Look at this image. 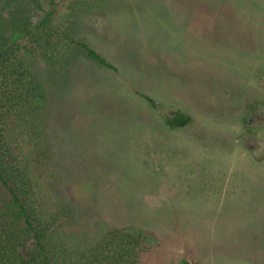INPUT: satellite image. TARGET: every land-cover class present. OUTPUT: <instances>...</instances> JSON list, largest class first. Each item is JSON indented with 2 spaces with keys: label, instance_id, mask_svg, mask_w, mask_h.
Masks as SVG:
<instances>
[{
  "label": "rangeland",
  "instance_id": "374dc122",
  "mask_svg": "<svg viewBox=\"0 0 264 264\" xmlns=\"http://www.w3.org/2000/svg\"><path fill=\"white\" fill-rule=\"evenodd\" d=\"M85 2L23 4L115 67L72 44L30 61L74 211L68 261L116 230L137 264H264V0Z\"/></svg>",
  "mask_w": 264,
  "mask_h": 264
},
{
  "label": "trees",
  "instance_id": "16d2710c",
  "mask_svg": "<svg viewBox=\"0 0 264 264\" xmlns=\"http://www.w3.org/2000/svg\"><path fill=\"white\" fill-rule=\"evenodd\" d=\"M84 1L91 10L109 0ZM36 2L0 0V264H130V256L137 264V254L125 245L135 237L116 230L103 244L79 251L77 262L66 258L74 211L60 195L61 175L53 167L48 84L30 61L54 66L60 50L72 44L96 64L115 67L88 43L56 28L52 10L39 20L27 15L23 4ZM189 121L177 114L170 123L184 127Z\"/></svg>",
  "mask_w": 264,
  "mask_h": 264
}]
</instances>
